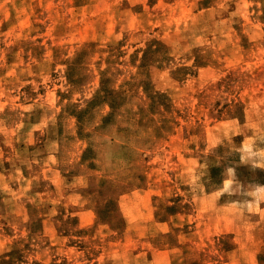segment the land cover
I'll use <instances>...</instances> for the list:
<instances>
[{
  "label": "rangeland",
  "instance_id": "1",
  "mask_svg": "<svg viewBox=\"0 0 264 264\" xmlns=\"http://www.w3.org/2000/svg\"><path fill=\"white\" fill-rule=\"evenodd\" d=\"M0 264H264V0H0Z\"/></svg>",
  "mask_w": 264,
  "mask_h": 264
},
{
  "label": "crops",
  "instance_id": "2",
  "mask_svg": "<svg viewBox=\"0 0 264 264\" xmlns=\"http://www.w3.org/2000/svg\"><path fill=\"white\" fill-rule=\"evenodd\" d=\"M228 263V262H227Z\"/></svg>",
  "mask_w": 264,
  "mask_h": 264
}]
</instances>
